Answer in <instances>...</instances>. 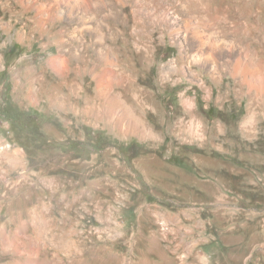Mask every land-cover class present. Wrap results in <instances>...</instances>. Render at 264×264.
I'll use <instances>...</instances> for the list:
<instances>
[{
  "label": "rangeland",
  "instance_id": "374dc122",
  "mask_svg": "<svg viewBox=\"0 0 264 264\" xmlns=\"http://www.w3.org/2000/svg\"><path fill=\"white\" fill-rule=\"evenodd\" d=\"M209 1L197 62L181 0H0V264H264V10Z\"/></svg>",
  "mask_w": 264,
  "mask_h": 264
},
{
  "label": "bare ground",
  "instance_id": "6f19581e",
  "mask_svg": "<svg viewBox=\"0 0 264 264\" xmlns=\"http://www.w3.org/2000/svg\"><path fill=\"white\" fill-rule=\"evenodd\" d=\"M59 1L60 0H48L47 5L49 6V10H47V11L45 10V8H43L39 4H36L37 5L36 6L33 3L34 8L36 9V12L38 13L37 14L38 16L30 18V21L27 20L26 24L36 23L37 24L36 26L38 28L44 29V27L49 23V21L55 22L57 20H61V17L58 18V17L54 16V14H52V13H54L53 11L57 10L58 5H59ZM143 1H145L147 3L151 2L152 5H154L156 8H158L157 10L161 9L160 4H159L160 3L159 0H143ZM143 1L142 0H130V3H131V5H136V6L141 7L143 5V3H142ZM201 1H205V2L208 1V4L209 5L211 4V2L209 0H181L180 6L178 4V5H176V7H174L172 9L174 11V13L176 14L175 16L178 18H181V20H183L185 23L184 36H185L186 40L188 41V40H190L189 37H192V38H196L198 41L196 45L191 46L192 51L195 53V60L197 62H203L204 60L206 61V57H207L206 53H208V52H206L205 47H206L208 42L205 40L211 36V28H209V26H208V24H206V22H201V23H198L197 25H194V22L191 20V17H190V11L186 7H187L188 3H194V2L196 3V2H201ZM158 4H159V6H157ZM257 6H258V10H260V11L264 10L263 0H259L257 2ZM48 11H49V14H51L49 17L45 15V13H47ZM171 12H172L171 9L168 12H166L165 17L168 18L169 14H171ZM126 18L127 17L125 16V19ZM227 51L231 53L233 51V48L227 49ZM246 51H250V48L247 47ZM211 54L213 55V53H211ZM225 54H226L225 52H223L222 50H219L218 54L216 53L215 57H213L214 55L211 56L212 58H210V59H212V63H213L212 67L213 68L217 67V65L219 63L218 60L222 59L225 56ZM207 58H209V57H207ZM210 62H211V60H210ZM111 65H114V63H111ZM183 67H184V62L178 61V60L172 61L169 65L160 66V73H159L160 74V80L165 81L164 80L165 77H168V76L170 77V76L175 75V73L180 72ZM234 72H235V75H240V78H241L240 83H247V84H250L252 87L254 86L253 85L254 82L249 80V74L247 73L248 72L247 69L242 67V65L241 66L236 65ZM109 74H110L109 75V78H110L109 85L110 86L119 85L118 79L115 78V76L113 75V71ZM209 75H211L212 79H214V80L217 79L215 74H209ZM100 84L101 83H99V85ZM256 91L258 92V94H264V84L261 83L258 87V90H256ZM112 102H113L112 110H115L116 106H117L116 99L113 98L111 100V104H112ZM193 114H195V111H193ZM242 127L244 128V126H242Z\"/></svg>",
  "mask_w": 264,
  "mask_h": 264
},
{
  "label": "built area",
  "instance_id": "2783aa9c",
  "mask_svg": "<svg viewBox=\"0 0 264 264\" xmlns=\"http://www.w3.org/2000/svg\"><path fill=\"white\" fill-rule=\"evenodd\" d=\"M10 145H4L1 149H8Z\"/></svg>",
  "mask_w": 264,
  "mask_h": 264
}]
</instances>
